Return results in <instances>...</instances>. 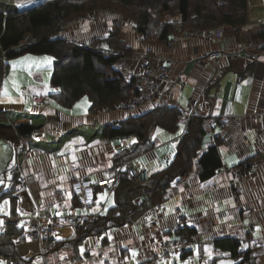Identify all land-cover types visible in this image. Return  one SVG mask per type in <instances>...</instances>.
I'll use <instances>...</instances> for the list:
<instances>
[{"label":"crops","instance_id":"crops-1","mask_svg":"<svg viewBox=\"0 0 264 264\" xmlns=\"http://www.w3.org/2000/svg\"><path fill=\"white\" fill-rule=\"evenodd\" d=\"M46 1L49 0H0V11L20 12ZM248 6V21L264 18V0H248ZM118 14L99 10L79 14L64 21L61 36L72 41L74 34V39L91 43L119 27L120 38L132 53L123 55L113 68L127 81L135 79L131 94L137 88L143 89L144 69L149 63L171 64L173 80L164 85L156 105L135 113L119 108L94 109L88 96L71 107L61 105L50 97L57 91L51 85L55 58L48 80L39 68L26 66L21 67L23 79L3 82L0 102L8 114L3 121L38 127L21 142L25 145L19 159L22 179L30 174L36 179L31 184L22 181L16 193L17 215L21 217L16 225L25 226L27 235L25 240L16 241L20 255L30 259L27 264H236L238 260L229 252L217 251L213 246L212 238L223 236L239 238L243 250L251 248L250 262L264 264V50L259 51L257 61L245 58L216 62L209 57L225 48L232 52L251 49L248 43L260 37V29H242L233 35L229 27L220 26L223 31L217 36L215 28L189 38L180 35L178 42L170 45L169 41H158L155 34L146 39L133 19ZM22 56L20 59H34L29 54ZM29 86L33 95L24 90ZM36 96H47L50 102L37 103ZM157 105L177 107L180 115L189 116L188 122L179 116L176 132L155 128L151 134L155 146L117 166L116 154L134 145L137 138L110 139L104 134L105 127L145 114ZM194 116L203 119L201 154L215 144L219 147L223 166L214 177L201 181L198 171L193 170L171 185L169 199L163 205L150 209L136 221L114 226L101 236L87 237L78 248L63 246L43 252L44 236L34 239L28 235L29 219L37 215L38 209H44L52 213L51 219L42 222L47 228L46 236L57 241L73 239L75 226L68 233L63 232L62 237L56 235L64 229L67 216L95 218L114 207L116 201L114 194L99 190L92 206H76L71 182L80 177L98 181L115 170H125L130 161L149 175L164 169L174 159ZM8 144L11 149L3 145L0 148V180L4 189L11 183V167L17 157ZM254 160L259 162L256 169L237 171L241 168L238 166ZM235 191H241L236 198ZM4 201L0 203V226H4L5 217L13 216L11 199ZM183 220L198 230L189 244L181 243L175 232ZM189 250L191 254L183 257V252Z\"/></svg>","mask_w":264,"mask_h":264},{"label":"trees","instance_id":"trees-1","mask_svg":"<svg viewBox=\"0 0 264 264\" xmlns=\"http://www.w3.org/2000/svg\"><path fill=\"white\" fill-rule=\"evenodd\" d=\"M106 2L131 7L134 10L131 15L122 13L133 19L137 29L146 39L155 34V38L160 42H168L173 33L181 32L172 21L164 22L166 24L159 31L154 29L152 20L155 21L156 17L160 16V21L166 13L171 14L172 11L175 12L173 15L181 16L182 30L196 28L207 31L226 26L230 28L231 34L238 35L248 22V0H49L20 12L0 11V98L11 60L25 54L54 56L51 85L57 91L50 94V97L61 105L71 107L80 98L88 96L94 109L112 110L119 101L128 98L134 89L135 79L127 81L121 72L113 68L123 55L129 56L132 53L120 38L119 27L112 30L109 36L97 39L84 47L61 36L64 21L79 14H90L100 9H123L108 6ZM259 29L260 37L264 38V26ZM103 42L105 44H101ZM139 91L138 88L135 90L136 93ZM180 114L177 107L157 105L145 114L107 125L104 134L110 139L132 136L137 138L134 145L116 154L117 166L153 148L155 142L151 134L155 128L176 132ZM7 115L0 102V142L10 143L17 156L11 167V183L6 189L4 185L1 186L0 203L10 198L13 215L18 216L16 193L22 181L24 182L19 159L25 145L21 142L22 139L31 137L38 127L6 123L3 120L7 119ZM202 123L203 119L200 117L194 116L190 119L174 159L164 169L150 174L147 181H134L126 170H115L112 174L118 173L121 178V186L114 194L115 206L93 220L86 217L82 223L75 226L76 233L71 240L57 241L46 236L47 228L44 229L46 252L63 249V246L78 248L87 237L101 236L114 226H123L138 220L150 209L168 201L171 185L188 177L193 170L198 171L201 181L214 177L222 168L223 161L216 144L201 154L204 136ZM95 188L96 192L105 191L100 186ZM74 203L76 206L83 205L77 195H74ZM25 228L9 224L6 231L0 234V259L5 260L7 264H27L30 261L20 255L16 244L17 240L27 238ZM175 232L180 242L187 244L198 235V230L185 221ZM212 243L215 250L229 252L232 258L238 260L236 264H249L252 259L251 248L243 250L239 238L216 236L212 238ZM190 254V250L184 251L183 257Z\"/></svg>","mask_w":264,"mask_h":264},{"label":"built area","instance_id":"built-area-1","mask_svg":"<svg viewBox=\"0 0 264 264\" xmlns=\"http://www.w3.org/2000/svg\"><path fill=\"white\" fill-rule=\"evenodd\" d=\"M227 3V1H225ZM177 28L180 29L181 33H173L169 39V44L173 45L178 42L180 35L184 38H189L192 36H198L203 31L201 29L196 28H188L182 30L181 16L171 20ZM170 22V21H169ZM264 26V18H254L250 19L244 26L243 30L245 32L256 30ZM223 31V27H218L215 29V35L217 36L220 32ZM73 43L80 47L88 46L89 43L78 41L76 39L72 40ZM249 48L246 51L232 52L229 49H222L219 51H214L210 54V58L216 62H222L223 60H236V59H245L249 58L251 61H257L259 51L264 50V38L259 37L257 39L250 40L248 43ZM219 72V70H216ZM174 67L171 64H166L162 62L158 63H149L144 69V86L138 93L133 92L128 98H125L119 101L116 104V108L122 109L129 113H135L141 110L143 107L148 105H156L159 102V97L161 91L164 88L165 84H169L173 80ZM29 94H32V91L29 88L24 89ZM37 103L45 104L50 102V98L47 96H36L35 97ZM180 119L189 120V116L182 114L180 115ZM258 160L247 161L242 164L241 168H238L237 171L240 170H253L258 167ZM121 170V169H120ZM125 170L129 173V176L134 181L145 182L148 180L149 174L145 171V169H139L133 161H130L126 164ZM36 177L33 174L24 177L25 184H31L35 181ZM95 186H100L105 189L109 194H115V192L121 186V178L119 174H111L106 175L100 178L98 181H93L89 177H80L74 179L71 182V188L75 195L79 196L83 202L84 206H92L97 199V192ZM78 189V191H77ZM241 194V191H235V198ZM52 218V213L50 210L38 209L37 215L30 218L28 222L27 233L31 238L40 239L43 236V223ZM85 219L83 215H69L65 218V224L70 226H76L82 223ZM90 219H94V217H90ZM21 221L20 216H9L5 217L4 226H0V234L6 231V228L9 224H17ZM45 248L43 247V252ZM250 264H258L256 262H250Z\"/></svg>","mask_w":264,"mask_h":264},{"label":"rangeland","instance_id":"rangeland-1","mask_svg":"<svg viewBox=\"0 0 264 264\" xmlns=\"http://www.w3.org/2000/svg\"><path fill=\"white\" fill-rule=\"evenodd\" d=\"M6 1L13 2L14 0H6ZM103 2H105V1H103ZM105 4L108 5V6H115V8L116 7L123 8V9L113 10L114 12L118 11V12H116L117 14L119 13L118 15H121L122 12L126 13L127 15H131V13L134 12V10H132L131 7L123 6V5H120V4L115 3V2H113V3L106 2ZM99 11H111V10L100 9ZM173 14H175V12L172 11L171 14L166 13L163 16L162 20H160V21H159V19L161 18L160 16H157L155 21L152 20V24H154L155 31H159V29L164 24H166L164 22H169V21H171L173 19V17L175 18L176 16L173 15ZM71 38L74 39V38H77V36L72 34ZM122 54H123V52H122ZM29 55L33 56L34 59H20V58L23 57V56H21V57H17V58H14V59L11 60L10 69H9V72H8L7 76L4 79V84L6 82V79L8 80L7 81L8 84H9L10 80H12V78L13 79L14 78L23 79L25 77L24 76L25 74H22V71L24 69H22L21 67H26V66H35L36 68H39L42 71L43 76L47 77V80L49 79L50 74L52 73L54 56L50 55V54H29ZM17 59H20V61H16ZM17 62H20V63H17ZM27 88H30V86L27 87ZM1 143H0V148H1V145H3V146H8V148L11 149V147H10V145L8 143H6V142L5 143L1 142ZM2 159H3V157H2L1 151H0V161H2ZM2 183H0V188H1V184ZM71 228L72 227L70 225H65L64 229L62 227V229L58 230V232L56 233L57 237H62L63 236V232L64 233H68L71 230ZM0 261L3 262V260H1V259H0Z\"/></svg>","mask_w":264,"mask_h":264},{"label":"snow or ice","instance_id":"snow-or-ice-1","mask_svg":"<svg viewBox=\"0 0 264 264\" xmlns=\"http://www.w3.org/2000/svg\"><path fill=\"white\" fill-rule=\"evenodd\" d=\"M49 59H50V58H49ZM5 95H7V92H5ZM73 159H75V157H73ZM2 182H3V181L0 180V183H2ZM77 191H78V189H77ZM100 199H104V197L101 196ZM4 204H5V205H8V204H9V201H4ZM0 223H2V221H0ZM132 255H133V256L136 255V252H135L134 250H133V252H132ZM0 264H4V262L0 261Z\"/></svg>","mask_w":264,"mask_h":264}]
</instances>
